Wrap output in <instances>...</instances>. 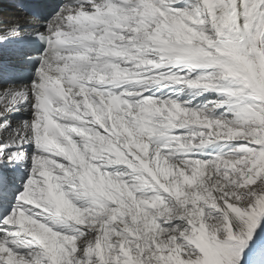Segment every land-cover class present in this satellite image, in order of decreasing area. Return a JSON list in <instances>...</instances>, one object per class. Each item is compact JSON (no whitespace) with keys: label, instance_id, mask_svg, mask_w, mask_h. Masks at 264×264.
I'll return each mask as SVG.
<instances>
[{"label":"snow or ice","instance_id":"obj_1","mask_svg":"<svg viewBox=\"0 0 264 264\" xmlns=\"http://www.w3.org/2000/svg\"><path fill=\"white\" fill-rule=\"evenodd\" d=\"M0 264H264V0H3Z\"/></svg>","mask_w":264,"mask_h":264}]
</instances>
